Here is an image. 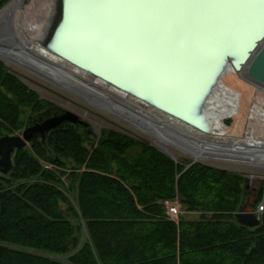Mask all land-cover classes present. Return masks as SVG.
<instances>
[{
	"label": "trees",
	"instance_id": "1",
	"mask_svg": "<svg viewBox=\"0 0 264 264\" xmlns=\"http://www.w3.org/2000/svg\"><path fill=\"white\" fill-rule=\"evenodd\" d=\"M49 109L0 61V139ZM89 131L65 125L32 143L34 153L18 151L0 175V264H264V212L255 229L236 217L242 177L201 164L185 171L111 131L86 146ZM176 201L199 219L170 220L166 203ZM261 204L264 196L253 211Z\"/></svg>",
	"mask_w": 264,
	"mask_h": 264
},
{
	"label": "water",
	"instance_id": "2",
	"mask_svg": "<svg viewBox=\"0 0 264 264\" xmlns=\"http://www.w3.org/2000/svg\"><path fill=\"white\" fill-rule=\"evenodd\" d=\"M27 0H12L0 12V61L22 67L54 84L79 101L107 115L122 120L148 135L157 131L168 138L167 145L188 154L193 165L217 156L221 148L235 145L214 144L194 136L221 135L217 127L220 115L211 109L219 101L218 90L224 80L235 77L264 91V7L241 13L229 22L220 14L219 22L204 30L190 22L189 15L215 11L194 7H107L112 3L136 2L177 4L178 2L215 3L218 0H53L52 11L42 34L32 42L72 69L89 76L126 97L142 103L185 129L151 116L125 103L94 82L74 76L53 62L40 59L23 43L18 30ZM264 3V0H255ZM187 4V3H186ZM32 125L0 139V175L8 176L14 168L18 151L35 141L46 144L49 133L74 125H87L79 116L58 111L31 121ZM155 127V128H154ZM109 130L103 132V136ZM168 157L169 149L153 143ZM234 151H237L234 149ZM230 152V151H228ZM260 152V151H259ZM258 151L253 158L264 168ZM227 156V155H226ZM248 189V188H246ZM238 222L255 229L261 224L252 210V196L236 215Z\"/></svg>",
	"mask_w": 264,
	"mask_h": 264
},
{
	"label": "rangeland",
	"instance_id": "3",
	"mask_svg": "<svg viewBox=\"0 0 264 264\" xmlns=\"http://www.w3.org/2000/svg\"><path fill=\"white\" fill-rule=\"evenodd\" d=\"M11 1L12 0H10L8 3L0 7V12ZM52 1L53 0H27L22 16V21L18 22L19 34L20 36H22L23 42H25L24 44H26V46H28L31 49L33 48L41 57L44 56V52L38 47H36L37 45L32 42V39L38 38L42 34L43 29H45V26L47 25V22L49 20L52 11V5H51ZM0 3H2V0H0ZM29 26H31V28ZM35 26H37L36 29ZM38 27L41 28L38 29ZM57 61L60 62L59 60ZM1 62H3L5 68L10 74H12L19 81H21L31 91L35 92L39 97L40 101L52 107V109L48 110L47 112L48 115L54 114L58 111H68L79 116L80 119L89 126V130H90L89 131L90 138L88 139L86 146H91L92 144L98 143L100 138L103 136V132L109 130L111 132L120 135H125L139 141L140 140L145 141L149 143L150 146H152L153 148H155L153 146V143L163 146L169 149V153L171 156L169 158L171 160L175 161L176 163L183 164L184 166H186V168L187 166L193 163V159L191 156L162 142L159 138L169 140L163 135L162 132L157 131V134L159 136L158 138L152 137L147 133H145L144 131L122 120H119L111 115H107L98 110H95L94 108L86 105L85 103L79 101L72 95L58 88L54 84L38 77L37 75L29 72L28 70L22 67H19L10 62H5V61H1ZM79 74L81 73L79 72ZM97 83L103 88L107 87L100 82ZM111 90L112 92L118 93L113 89ZM118 94H120V96H122L123 98H128L121 93ZM223 96H226L227 98L224 100ZM217 99L219 101L213 104L216 105L214 109H211V111H213L216 115H220L221 117L222 106H225L228 109H233V110L237 109L239 110L240 113L243 114L242 120L237 122L234 118H229V117L225 118L223 125L225 131L224 132L221 131L222 133L221 135H219V137L218 136L204 137L196 133H193L195 136H198V138L205 139L206 141L214 144H224L225 146L232 144L235 145L236 147L244 143V139L248 137L259 141H262L264 139V134L262 133L263 132L262 130L264 129V112L262 113L258 112L254 115L253 119L250 120L248 119L250 116L249 114L252 113L251 114L252 116L254 113V111L252 110L254 104L257 103L258 105H262L263 106L262 108H264L263 90L256 89L255 87H252L247 83L239 81L235 77H229L228 79L226 78L222 83V85L220 86L218 90ZM135 104L140 106L141 109L151 113L152 115L166 120V122L168 123H174L176 126L181 127L182 129L186 128V127L183 128L184 127L183 125L171 121L169 118L162 116L158 112L151 110L142 103L137 102ZM234 105L236 106L233 107ZM27 112L31 115V109L27 110ZM28 118L29 117L23 116L22 121H25L27 125L29 124L31 126L32 123L30 120L28 121ZM220 124H217V127L219 129H220L219 127ZM26 149L34 153V148L32 144L28 146ZM240 150L246 151L248 153L254 152V151H249L250 149L246 150L240 148ZM228 151H232V150L226 148L220 149L218 152L216 151L217 156L213 158L207 157L205 160H201L197 164L205 165L207 167L216 170L227 171L229 173L242 177L244 181V185H243L244 193L248 192L249 195L252 196V210H253V207L256 205L257 201H259L261 197L264 196V168L260 166V163L257 161L258 159L247 161L234 156L229 157ZM72 164L73 163L69 164L68 169L66 170L67 173H71L73 171ZM66 184L67 186L69 185L68 182H66ZM71 202L74 205H76L73 196L71 197ZM61 205L62 207L63 206L65 207V204H61ZM166 209L170 220L176 223H179L181 218L187 221H196L200 217V215L197 213L188 214L185 211V209L182 210L181 207V215L176 220L169 216L168 208L166 207Z\"/></svg>",
	"mask_w": 264,
	"mask_h": 264
},
{
	"label": "bare ground",
	"instance_id": "4",
	"mask_svg": "<svg viewBox=\"0 0 264 264\" xmlns=\"http://www.w3.org/2000/svg\"><path fill=\"white\" fill-rule=\"evenodd\" d=\"M218 2H244V3H251L253 5V7H250V8H214L215 11H207L206 13L202 14L201 16H199V14H195L194 15V18L192 16L189 15V20L190 22L192 21V19H195L194 20V24L200 26L201 28H203L204 30H209L213 27L214 23H217L219 22L220 18V14H222V16L225 18L224 14L228 16V18H225L226 20H228L229 22L233 21L235 18H239L241 13H244L246 11L248 12H252V9L255 8V7H264V3H258L256 2L255 0H218ZM190 4V2H184V4ZM177 4H182L180 2H178ZM52 5V4H51ZM33 6V5H32ZM47 6V5H46ZM27 7V6H26ZM51 7V6H50ZM30 9V8H29ZM50 12V11H49ZM33 18V17H32ZM219 19V20H218ZM218 20V21H217ZM224 20V19H223ZM223 20H220V21H223ZM217 21V22H216ZM216 25H214L215 27ZM28 27V26H27ZM31 28V26H29ZM37 28V26H35V29ZM41 28V27H40ZM38 27V29H40ZM33 29V28H32ZM27 30V29H26ZM34 30V29H33ZM34 32V31H32ZM38 34V33H37ZM22 38V37H21ZM25 43V42H23ZM26 46V44H24ZM38 47V45L36 46ZM26 48L28 50H30V52H33L35 53L40 59H42L43 61H47V62H53V63H56L57 65H59L62 69L64 70H68L69 72H71L72 75L74 76H78L79 78H82L86 81H89V82H94L93 85L95 87H98L100 89H103L105 90L106 92H108L109 94L111 95H114L115 97L119 98L120 100L124 101L125 103H129L131 106L139 109V110H142L144 112H147L146 110H143L141 109L140 106L136 105L135 103H137V101L135 100H132L130 98H123L122 96H120V94L118 93H115V92H112L111 89H108L107 87L106 88H103L101 87L96 81H93L89 76L81 73L79 74V71H76L74 69H72L70 66H68L67 64H65L64 62H62L61 60L53 57L52 55L46 53V51H43L44 52V56L41 57L33 48H29L28 46H26ZM57 60H59L60 62H58ZM224 100L227 98L226 96H223ZM236 105H234L233 107H235ZM263 106L262 105H258L257 103L254 104L252 110L254 111L253 115L251 116L252 113H250L249 115V120L250 119H253L254 118V115L258 112H264V108H262ZM221 117H220V121L218 120L217 124H220V131L224 132L225 131V128H224V119L225 118H234L237 122H239L240 120H242L243 118V114L239 112V110L235 109H228L227 107L225 106H222V109H221ZM251 111V112H253ZM149 113V112H147ZM151 114V113H150ZM152 116V114H151ZM154 116V115H153ZM157 117V116H155ZM157 118H160V117H157ZM161 119V118H160ZM172 121V120H171ZM224 128V129H223ZM246 128V127H245ZM245 131V130H244ZM263 134H264V129L262 130ZM221 132V133H222ZM220 133V134H221ZM246 135V134H245ZM195 136V135H194ZM198 137V136H196ZM205 140V139H204ZM241 141V140H240ZM240 148L242 149H246V150H249V151H260L259 153L260 154H263V156L261 157L262 159H259L261 162H264V139L262 141H259V140H254L252 138H246L244 139V143L240 144L239 145ZM236 147L233 148L232 151L228 152L229 154H239V155H243V156H249L251 158H253L254 156L251 155V153H248L246 151H241L240 148ZM222 149V148H221ZM237 150V151H234Z\"/></svg>",
	"mask_w": 264,
	"mask_h": 264
},
{
	"label": "snow or ice",
	"instance_id": "5",
	"mask_svg": "<svg viewBox=\"0 0 264 264\" xmlns=\"http://www.w3.org/2000/svg\"><path fill=\"white\" fill-rule=\"evenodd\" d=\"M107 7H194V8H250L253 7L251 3L244 2H215V3H193V4H153V3H136V2H123L112 3L104 5Z\"/></svg>",
	"mask_w": 264,
	"mask_h": 264
},
{
	"label": "built area",
	"instance_id": "6",
	"mask_svg": "<svg viewBox=\"0 0 264 264\" xmlns=\"http://www.w3.org/2000/svg\"><path fill=\"white\" fill-rule=\"evenodd\" d=\"M166 207L168 208L169 216L173 219H176L181 215V205L178 201L173 203H166ZM264 212V205L261 204L257 209V215L260 216Z\"/></svg>",
	"mask_w": 264,
	"mask_h": 264
}]
</instances>
